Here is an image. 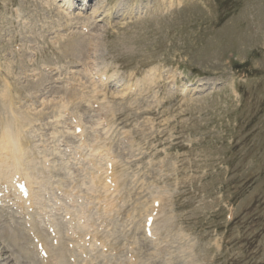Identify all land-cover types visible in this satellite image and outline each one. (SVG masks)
<instances>
[{"label":"rangeland","instance_id":"1","mask_svg":"<svg viewBox=\"0 0 264 264\" xmlns=\"http://www.w3.org/2000/svg\"><path fill=\"white\" fill-rule=\"evenodd\" d=\"M73 3L74 17L70 20L57 12L58 3L54 0H0L2 78L5 79L7 68L12 69L13 73L5 80L20 88L26 85L24 73L27 81H36L31 76L33 70L42 71L44 66L55 69L39 85L42 96L25 93L22 88L25 102H20V106L33 102L37 111L28 108L29 115L35 113L30 115L33 124L26 129L30 140H35L40 148L37 162L41 157V161L45 157L57 160L53 175H46L44 180V175L37 178L38 182L42 179L46 183L47 191L43 193L55 194L58 199L51 198L47 203L69 207L67 199L56 191L74 188L77 195L73 196L74 208L70 209L77 212L71 210L75 213L70 214L74 217L84 211L93 229L104 225L107 233L103 229L104 235L99 232L95 236L104 241L102 248L95 247L89 253L93 264H111L114 248L115 255L116 249L122 251L112 264L117 261L129 264L127 255L124 257L128 253L139 258L140 264H161L162 260L167 264H264V0H74ZM93 12L97 13L95 19ZM83 24L85 27H81ZM77 33L87 42L93 38L98 43L97 49L86 48L90 54L80 62L64 59L60 49L67 38ZM21 64L19 68L17 65ZM88 64L99 70L97 74L110 78L105 81L107 86L98 87L99 92L95 89L96 93H90L93 89L90 82H97V78L88 73ZM64 89L78 90L87 99V102L75 100L68 108L72 112L67 113L69 117L77 116L76 122L83 116L79 121L84 122L82 131L90 139L88 149L79 147L81 141L68 129L69 121H65L68 118L60 108L61 113H56L53 119L36 116L47 110V101L59 98ZM93 101L100 102L99 109L103 104V111L109 112L106 120L109 126L98 129L94 126L96 118L101 123L104 115L94 119L98 108H92ZM57 104L60 107L64 103ZM23 108L26 110V106ZM81 121L79 126L83 125ZM94 127L107 133L102 129L101 133L93 134ZM109 128L112 132L108 133ZM96 136L105 142L98 141L100 147H111V155L116 153L114 157H119L116 164L113 162L112 180L116 182L115 188L119 185L115 194L105 193L102 178L100 182L90 179L93 175H89L92 169L88 173V165L81 160L75 163V150L81 151L79 157H84L85 162L90 157L91 164L100 161L90 151L91 145L96 144ZM63 146L72 149L67 153ZM79 164H84L83 169ZM92 181L100 186L96 183L98 187L94 188L96 184L92 185ZM159 192L162 197L158 222L165 223L164 218H170L169 233L165 236L161 233L164 237L161 255L157 254V248L147 247L130 234L134 233L132 222L143 217L138 213L139 207H152V199L157 200ZM112 198L116 203L111 205L113 210L109 205ZM147 209L144 207L142 211ZM1 210L2 231H15L9 223H18ZM63 215L56 217L57 222H62L59 218ZM142 222L137 237L142 236ZM2 238L0 264H26L20 254L14 255L8 240ZM128 245H132V251H128ZM104 248L108 249L105 258L101 250Z\"/></svg>","mask_w":264,"mask_h":264},{"label":"bare ground","instance_id":"2","mask_svg":"<svg viewBox=\"0 0 264 264\" xmlns=\"http://www.w3.org/2000/svg\"><path fill=\"white\" fill-rule=\"evenodd\" d=\"M55 2H57L58 3V8L56 7V9H57V12L59 13H62L64 16H66V17H69V19L71 20L72 19V16H73V12H74V0H54ZM84 1V0H83ZM96 12H93V16H92V18L93 19H95V17H96ZM74 17V16H73ZM58 22V21H57ZM81 27H85V25L83 24V26H81ZM84 29V28H83ZM92 35V34H91ZM93 36V35H92ZM95 38V37H94ZM62 39V38H61ZM65 40V39H64ZM61 41V40H60ZM89 42H87L86 40H85V37L84 36H82V35H80L79 33H77V34H72V36L71 37H69V38H67L65 41H64V43L62 44V46H61V56L64 58V59H70V60H77L78 62H80V61H82L83 59H85L86 57H88V55L90 54V51L88 50L87 51V47H88V49H94V48H96L97 49V40H95V39H93V38H91L90 40H88ZM90 47V48H89ZM58 57V56H57ZM59 58V57H58ZM57 59V58H56ZM30 61V60H29ZM77 61H75V62H77ZM93 61V60H92ZM51 65V64H50ZM87 65V64H86ZM19 68L22 66V64L21 65H17ZM16 67V66H15ZM87 67V66H86ZM22 69V68H21ZM87 69H88V73L90 74V75H92L94 78H97V82H90L91 83V85H92V87H93V89L90 91V93H96V92H99V90H98V87H104L105 85H106V82L105 81H109L110 80V78H108V77H106L105 79H104V81H102V79L101 78H103V76H105V75H99L100 74V72H99V74H97V72L99 71L98 69H96V68H92L91 69V67H90V65L88 64V67H87ZM93 70L96 72V73H93ZM98 70V71H97ZM55 72V69L54 68H52V67H49V66H46L42 71H38V72H35L34 70L32 71V73H33V75H31V76H33L34 78H36V81L34 80V81H27V79H28V76L27 75H25V73H24V76H25V80L26 81H24V82H26V85H22V86H20V88H18L19 86L18 85H15V84H10L9 82H7V80H5L7 77H8V74L10 75V74H12L13 72H12V69H9V68H7V72H6V74H5V79H3L2 78V73H1V71H0V76H1V78H2V80L0 79V194H1V197H0V202H1V207H3L5 210H1V212H5L6 213V215L8 216L9 215V218L10 219H13L15 222H17L18 224H20V222H18V218H20V216H22V217H26L27 216V221H28V223H29V229L27 230V232H28V236H27V234H25V233H23L21 230H15V231H10V230H5V231H2V226L0 227L1 229H0V240L1 239H3L2 237H4L6 240H8V242L10 243V245L13 247V251H14V255L15 254H20V257L23 259L22 261L24 262V263H26V264H71L70 262H69V258L70 257H74L75 258V263L74 264H93V261H92V259H91V255H89V253H90V251H93L94 250V248H95V245L94 244H96V242L94 243V241L93 242H91V244H89V247L87 248V246H86V248L84 247V249L82 250V248H81V246H82V244H81V239H79V237L81 238V237H83V236H86L87 234V230H88V232H89V230L91 229L90 227H91V221H89V219H88V217H86V225H84V226H81V227H74L73 229H71L72 231H74V234H64V233H62V229H61V226H57V225H55V228L57 229V232H58V235H59V239H58V242L55 244V245H53V243L51 242V240H49V238H48V236H47V234H45V232H44V229H43V226H41L40 225V220H39V218H36V213L39 211V210H41V207H39L38 205V203H37V201H38V191H47V189L45 188V184L46 183H42V181L44 180V178L46 177V175H49V174H52L53 175V170L54 169H52L53 168V164H54V162L55 161H57V160H54V157H51V158H47V157H45V159L43 160V161H41V159H43L41 156V158H40V161H38L37 162V159L39 158V154L37 153V149L39 150L40 148H38V145H37V142L35 143V140H33L32 141V139L30 140V134H29V136L27 135V128L30 126V125H32L33 123V119L30 117V115H32V114H34V113H32V114H30L29 115V113H28V108H30V107H32V109H33V111H36V108H35V106L33 107V105H34V103L33 102H31L33 105H31V104H29V105H25V104H23V105H21L20 106V104L22 103V102H25V101H23V99H24V93L21 91V89L23 88V90L25 91V93L27 92V91H29V92H32V94H39L40 96H42V93H41V90L39 89V85H40V83H42V81L43 80H45L46 81V79H48L49 77H50V75L52 74V72ZM44 72H46V73H44ZM5 73V72H4ZM55 74V73H54ZM104 74V73H103ZM58 75V74H57ZM11 76H13V75H11ZM92 77V78H93ZM27 78V79H26ZM93 78V79H94ZM92 79V80H93ZM21 81V80H20ZM56 81V80H55ZM113 83V82H112ZM90 85V84H89ZM85 86V85H84ZM87 86V85H86ZM107 86V85H106ZM90 87V86H89ZM122 87V86H121ZM133 87V86H132ZM46 88V87H45ZM88 88V87H87ZM129 88H131V86L130 87H127V89H129ZM146 88V87H145ZM73 89V88H72ZM84 89V88H83ZM85 89H86V87H85ZM95 89H97L96 90V92H95ZM75 89H73V91H74ZM73 91H71V90H63V96L64 97H62V95H59V98H58V96H56L57 98H55V97H53V99H51L50 101H47V104L45 105L46 106V108H47V110H45V109H43L42 111H40L36 116L37 117H40V115H44V116H46V117H48V119L49 118H51V119H53L56 115V113H58L59 112V108L61 109V111H62V113L63 114H65V113H67V112H70L69 111V109L68 108H70V106L69 105H71V104H73V103H75L74 101L76 100V101H79V102H83V101H86L87 99L84 97V93L82 94L83 96L81 97L78 93H77V91L76 92H73ZM80 91V90H79ZM83 91V90H82ZM53 92V91H52ZM151 92V91H150ZM59 92H57V91H54L53 92V94H58ZM89 93V92H88ZM113 95V94H112ZM86 96V95H85ZM90 96V95H89ZM124 96V95H123ZM62 97V98H61ZM86 97H88V96H86ZM94 98V97H93ZM93 98H90V99H92L93 100ZM57 99H60V100H58L59 102H62V103H64V104H60L61 106L59 107L58 106V104L57 103H59V102H56L57 101ZM96 100V99H95ZM27 102L29 101V100H26ZM89 101V100H88ZM21 102V103H20ZM87 102V101H86ZM89 103V102H88ZM99 104L97 101H93L91 104ZM81 104V103H80ZM90 104V105H91ZM74 105V104H73ZM83 105V104H82ZM101 105H103V104H101ZM99 106V107H101L100 109L98 108L97 110H96V115H95V113H93L92 112V115H95V117H94V119L96 118V117H99L100 116V114H102V115H104V117L103 118H106L107 119V115H108V111H103V110H105L104 109V107H102V106ZM26 106V110L23 108V107H25ZM73 107V106H72ZM75 107V106H74ZM73 107V108H74ZM40 108V107H39ZM76 108V107H75ZM90 109V108H89ZM126 109V108H125ZM75 110V109H74ZM107 110V109H106ZM147 110V109H146ZM31 111V110H30ZM46 111H48V113H46ZM76 111V110H75ZM37 112V111H36ZM72 112V111H71ZM81 112V111H80ZM86 112V111H85ZM91 112V111H90ZM59 113H61V112H59ZM117 113V112H116ZM68 114V113H67ZM82 114V113H81ZM86 114V113H85ZM91 114V113H90ZM69 115V114H68ZM71 115H72V113H71ZM78 115V114H77ZM102 115H101V117L100 118H102ZM34 117H35V115H33ZM57 116H58V114H57ZM60 116V115H59ZM75 116H76V114H75ZM80 116V115H79ZM114 116V115H113ZM74 117V116H73ZM80 117H83L82 115L80 116ZM80 117H79V119H80ZM58 118V117H57ZM60 118V117H59ZM61 118H62V115H61ZM60 118V119H61ZM71 118H72V116L71 117H69L68 118V120H65L66 122L67 121H69L66 125H67V127H68V129H72V131H73V134L75 135V133H74V131L76 130V128H82L83 126H84V122L83 121H81V123L83 124L82 126H81V124H80V126H79V123H80V121H79V119H77L78 120V124L76 123V125H74L73 127H72V124H71ZM75 118H78L77 116L75 117ZM102 118V119H103ZM62 119H64V118H62ZM67 119V118H66ZM93 119V120H94ZM35 120V119H34ZM101 120V119H100ZM108 120V119H107ZM51 121V120H50ZM64 121V122H65ZM102 121V120H101ZM58 123H59V121H57ZM65 122V123H66ZM88 122V121H87ZM103 122V121H102ZM99 123V121H98V118H96V120H95V122H94V126L98 129V128H101V126L102 125H104L103 123ZM109 122V121H108ZM108 122H106V125H108ZM32 123V124H31ZM112 123V122H111ZM50 124V123H49ZM112 125V124H111ZM109 126V125H108ZM90 127V126H89ZM95 127H94V130H95ZM103 128H104V126H102ZM111 127V126H110ZM52 128V127H51ZM56 128V127H55ZM83 128H85V127H83ZM91 128V127H90ZM93 128V127H92ZM102 128V129H103ZM113 128V127H112ZM47 129V128H46ZM102 129H100V130H102ZM30 130V129H29ZM65 130H67V129H65ZM82 130H84V129H82ZM100 130H97V131H99V133H101L100 132ZM103 130H105V129H103ZM110 130H111V128H109V131H108V133L110 132ZM68 131V130H67ZM85 131V130H84ZM84 131H81V134L80 135H77L78 137H79V139H80V146H79V144H78V146L79 147H81V148H83V147H86L87 148V146L89 147V145L90 144H87V142L90 140V139H88L87 138V136L85 135V133H84ZM93 131V130H92ZM96 131V130H95ZM94 132L93 134H95V133H98V132ZM62 132V131H61ZM60 132V133H61ZM64 132V131H63ZM105 132H106V130H105ZM104 131H103V133H105ZM111 132H112V130H111ZM52 133V132H51ZM66 133V135H68L69 133H71V132H69V133H67V132H65ZM65 133L63 134V135H65ZM87 133V132H86ZM107 133V132H106ZM114 133V132H113ZM34 134V133H33ZM46 134V133H45ZM54 134V133H53ZM72 134V137H74V135ZM93 134H92V136H93ZM88 135H89V133H88ZM98 135V134H97ZM104 135V134H103ZM105 135H108V134H105ZM105 135H104V137H105ZM71 136V135H70ZM70 136H68V137H70ZM76 136V137H77ZM85 136V138H83ZM118 136V135H117ZM151 136V135H150ZM37 137V136H36ZM63 137V136H62ZM61 137V135H60V139L62 138ZM67 137V138H68ZM75 137V139H77ZM95 137V135L93 136V138ZM103 137V138H104ZM120 137V136H119ZM32 138V137H31ZM98 136H96V138H95V141H94V143H96V144H92L91 145V149H90V151H92L93 153H95L96 154V156H97V154H99V158H100V161H103L104 159H105V161L107 160V158H110V156L109 155H111V149L110 148H106V147H103V145H102V147H100L101 145L99 144V143H97L98 141H100V143L102 142V139H99L98 140ZM100 138H102V136L100 137ZM121 138V137H120ZM130 138V137H129ZM51 139H53L54 140V138L52 137ZM72 139V138H71ZM74 139V140H75ZM55 140H58V139H56L55 138ZM64 140V139H63ZM66 140H68V139H66ZM73 140V141H74ZM94 140V139H93ZM106 139L104 138V141H105ZM47 141V140H46ZM62 141V140H61ZM70 140H68V142H69ZM72 141V140H71ZM76 141V140H75ZM112 141V140H111ZM120 141V140H119ZM119 141H117V143L119 142ZM123 141V140H122ZM130 141H131V139H130ZM59 142V141H58ZM91 142V141H90ZM28 143L30 144L31 143V145H29L31 148H29L28 147ZM59 143H61V142H59ZM69 143H71V142H69ZM69 143H65V144H69ZM102 143H105V142H102ZM122 143V142H121ZM124 143V142H123ZM39 144V143H38ZM72 144V143H71ZM70 144V145H71ZM41 145V144H40ZM44 145V144H43ZM54 145V144H53ZM73 145H74V143H73ZM72 145V146H73ZM123 145V144H122ZM107 146H109V145H107ZM120 146V145H119ZM50 147H53V146H50ZM49 147V148H50ZM56 147V146H55ZM75 147V146H74ZM129 147H131V146H129ZM42 148V147H41ZM67 148H69V147H67ZM81 148H79L80 150H81ZM90 148V147H89ZM132 148V147H131ZM134 148V147H133ZM72 149V148H71ZM70 149V150H71ZM75 149H78V147H76ZM78 149V150H79ZM88 149V148H87ZM123 149V148H122ZM121 149V150H122ZM43 150V149H42ZM84 150H85V148H84ZM117 150V149H116ZM45 151V150H44ZM52 151V150H51ZM55 151V150H54ZM64 151V150H63ZM75 151H77V150H75ZM89 151V150H88ZM87 151V152H88ZM58 152V151H57ZM91 152V153H92ZM114 152V151H113ZM118 152V151H117ZM90 153V152H89ZM129 153V152H128ZM136 153V152H135ZM43 154V153H42ZM52 154V153H51ZM94 154V155H95ZM113 154V153H112ZM115 154L116 153H114V156H115ZM66 155V154H65ZM76 155V154H75ZM50 156V155H49ZM67 156V155H66ZM83 156H84V154H83ZM87 154H86V158H87ZM96 156H95V158H96ZM126 156H128V155H126ZM138 156V155H137ZM74 157V156H73ZM76 157V156H75ZM90 157V156H89ZM102 157H104V159L102 158ZM116 157V156H115ZM114 157V158H115ZM129 157H130V155H129ZM62 157H61V155H60V157H59V159H61ZM71 158V157H70ZM84 158V157H83ZM94 158V159H95ZM117 158H119L118 157V155H117ZM117 158H115V160H114V164H116L115 163V161H116V159ZM133 158V157H132ZM91 159V157L90 158H88V160H90ZM93 159V160H94ZM130 159V158H129ZM67 160H69V159H67ZM66 160V161H67ZM73 160V159H72ZM118 160V159H117ZM126 160V159H125ZM124 160V161H125ZM91 162H92V159L90 160ZM90 161H89V163H90ZM99 161V162H100ZM127 161V160H126ZM49 163V167H46L45 166V163ZM60 162V161H59ZM63 162V161H62ZM68 162H70V161H68ZM82 162V161H81ZM83 162H85V161H83ZM96 162V161H95ZM116 162H118V161H116ZM66 163V162H65ZM76 163V162H75ZM79 163V162H78ZM86 163V162H85ZM57 165H58V162L56 163ZM73 164H74V162H73ZM60 165V164H59ZM65 165H67V164H65ZM84 165V164H83ZM82 164H81V166H83ZM112 165H113V163H112ZM61 166H63V165H61ZM92 166L94 167L95 166V163L93 162L92 163ZM118 166V165H117ZM86 168V167H85ZM89 168V167H88ZM115 168V167H114ZM113 168V169H114ZM80 169V168H79ZM119 169V168H118ZM57 170H59V169H57ZM56 170V171H57ZM91 170V168H89V170H88V173H89V171ZM98 170H100V169H97L96 171H98ZM55 171V172H56ZM60 171V170H59ZM71 171V170H70ZM92 171V170H91ZM115 171V170H114ZM119 171V170H118ZM85 172H86V169H85ZM93 173V172H92ZM91 173V174H92ZM55 174V173H54ZM63 174H64V172H63ZM67 174V173H66ZM65 174V175H66ZM74 174V173H73ZM86 174H87V172H86ZM40 175L42 176V175H44L43 176V180L41 179L39 182L37 181L38 179V177H40ZM56 175V174H55ZM58 175H60V174H58ZM62 175V174H61ZM68 175V174H67ZM66 175V176H67ZM90 175V174H89ZM77 176V175H76ZM84 176V175H83ZM56 177V176H55ZM78 177V176H77ZM85 177V176H84ZM123 177V176H122ZM62 178V177H61ZM65 178V177H64ZM46 179V178H45ZM53 179V178H52ZM51 179V180H52ZM115 179H116V181H117V183L119 182V180H118V178L117 177H115ZM50 180V179H49ZM99 180H101L102 181V179H100V178H96L95 179V181H99ZM61 181V180H60ZM127 181V180H126ZM13 182H16V183H20V182H24L25 183V185H26V187H27V189H28V196H27V198H28V200L31 202L32 201V203H33V205H32V207H33V209H34V212L31 214V215H29L28 214V209L25 207V205H24V202H23V200H22V198L19 196V195H16L15 193H14V185H13ZM43 182H45V181H43ZM84 182V181H83ZM83 182H81V183H83ZM93 182V181H92ZM97 182H93V183H91L92 185H94V184H96ZM100 182V181H99ZM103 182V181H102ZM101 182V183H102ZM71 183V182H70ZM69 183V184H70ZM114 183H116V182H114ZM44 184V185H43ZM68 184V183H67ZM72 184V183H71ZM70 184V185H71ZM83 184H86V183H83ZM97 184H99V183H97ZM97 184L96 185H94V188H95V186H97ZM102 184H104V183H102ZM120 184L122 185L123 183L122 182H120ZM88 185V184H87ZM91 185V186H92ZM116 185H118V184H116ZM47 186V185H46ZM60 186V185H59ZM89 186V185H88ZM99 186H100V184H99ZM115 186V185H114ZM119 186V185H118ZM118 186L115 188V190L114 191H117L118 190ZM49 187H51V186H49ZM75 187V186H74ZM98 187V186H97ZM101 187H104L105 188V193H108V190H107V187L106 186H101ZM100 187V188H101ZM63 188V187H62ZM71 188V187H70ZM69 188V189H70ZM76 188V187H75ZM79 188V187H78ZM94 188H92L93 190H94ZM99 189V188H98ZM57 190H62V189H57ZM74 190V188L72 189V191ZM76 190V189H75ZM100 190V189H99ZM131 190V189H130ZM164 190V189H163ZM92 192H94V191H92ZM126 191H124V193H125ZM69 193H71L70 191H68V190H63V194L64 195H66V194H68L69 195ZM101 193V192H100ZM115 193H117V192H115ZM114 192H113V194H115ZM160 193V192H159ZM72 194V193H71ZM70 194V195H71ZM85 194V193H84ZM83 194V195H84ZM102 194V193H101ZM127 194V193H126ZM158 194V193H157ZM82 195V196H83ZM88 195V194H87ZM109 195V194H108ZM79 196H80V198H81V195L79 194ZM90 196H93V195H90ZM106 196V195H105ZM111 196H112V194H111ZM114 196V195H113ZM55 197V196H54ZM100 196L98 195V197L97 198H99ZM117 197L118 196H116V199H117ZM152 197V196H151ZM158 198L159 197H162V194L160 193L158 196H157ZM79 198V197H78ZM85 198V197H84ZM88 198V197H87ZM91 198V197H90ZM104 198V197H103ZM118 198H120V197H118ZM154 198V197H153ZM156 198V197H155ZM157 198V199H158ZM105 199V198H104ZM123 199V198H122ZM160 199V198H159ZM83 200V199H82ZM85 200H87V199H85ZM95 200V199H94ZM156 199H152V204H153V202L155 201ZM163 200V199H162ZM168 200V199H167ZM99 201V200H98ZM104 201V200H103ZM112 201V202H111ZM110 202V206L112 205H115L116 203L114 202V200H113V198H112V200H111ZM118 201V200H117ZM120 201V200H119ZM145 201V200H144ZM88 203H90L91 201L89 200V201H87ZM87 202H86V204H87ZM95 202V201H94ZM143 202V201H142ZM165 202V201H164ZM49 203V202H48ZM59 203V202H58ZM85 203V202H84ZM96 203V202H95ZM108 203H109V201H108ZM108 203L106 204V206L108 205ZM115 203V204H114ZM82 204V203H81ZM91 204V203H90ZM103 204V203H102ZM146 204V203H145ZM144 204V205H145ZM152 204H150V205H152ZM57 205V204H56ZM61 205H63V204H61ZM87 205H89V204H87ZM165 205V204H164ZM112 206H111V208H112ZM118 206V205H117ZM138 206V205H137ZM153 206V205H152ZM184 206V205H183ZM78 207H80L79 205H78ZM82 207H84V206H82ZM85 207H87V206H85ZM109 207V206H108ZM145 207V210L147 209V208H150L149 206L147 207V206H141V207H139V208H141V210H139V212L138 213H140V214H142V219L141 220H143V222H142V236H139V237H137L136 236V233H138L139 232V228H140V226H141V220H137L136 222H132L133 223V226H134V233L133 232H130V234L132 233V236H133V238L134 239H138V240H140L141 242H144L145 244H146V246L148 247V245H152L154 248L153 249H156L157 250V254L158 255H161L163 252H164V249L160 246L162 243L164 244V242H163V239H164V237H163V235H161V233H165L164 234V236L166 235V233L168 232L169 233V229H168V226L170 225L169 224V222H170V218H169V216L167 217V218H164V221H165V223H162V221L159 223L158 222V217L156 218L155 217V219L152 221V225H151V228H150V230H151V234H153L154 235V240H150V239H148V237H146V235H145V231H144V227H145V222H146V219H147V217H149L150 216V214H151V212H152V210H153V207H152V209H147L148 211H142V209ZM147 207V208H146ZM74 208V207H73ZM81 208V207H80ZM88 208V207H87ZM95 208H96V206H95ZM98 208V207H97ZM137 208V207H136ZM164 208V207H163ZM82 209H85V208H82ZM99 209V208H98ZM101 209V208H100ZM114 208H112V210H113ZM159 209H160V207H159ZM77 210H78V208H77ZM104 210V209H103ZM109 210H111V209H109ZM111 210V211H112ZM115 210H117V208L115 209ZM59 211H63L62 210V208L61 209H59ZM72 211H76L75 209L73 210L72 209ZM97 211V210H96ZM107 211H108V208H107ZM142 211V212H141ZM64 212V211H63ZM71 212V211H70ZM77 212V211H76ZM88 212H90V211H88ZM103 213L105 212V211H102ZM160 212V211H159ZM158 212V213H159ZM65 213V212H64ZM71 213H73V212H71ZM75 213V212H74ZM73 213V214H74ZM98 213V211L96 212V214ZM105 213H107V212H105ZM145 213V214H144ZM70 214V213H69ZM107 214H109V211H108V213ZM64 215H68L67 213H65ZM98 215V214H97ZM99 215H100V213H99ZM87 216V215H86ZM89 216V215H88ZM138 216H139V214H138ZM167 216V215H166ZM90 217V216H89ZM128 217V216H127ZM80 218H83V216H80ZM104 218V217H103ZM107 218L108 217H105L104 218V220H106V221H108V220H110V219H108L107 220ZM110 218V217H109ZM17 219V220H16ZM60 219V218H59ZM3 220V219H2ZM7 220V219H6ZM58 220V219H57ZM103 220V219H102ZM103 220V223L105 222ZM14 221H11V222H14ZM163 221V222H164ZM5 222V221H4ZM129 222V221H128ZM127 222V224H129ZM8 223V222H7ZM75 223V222H74ZM96 224H97V222H95ZM102 223V224H103ZM9 224H11V223H9ZM95 224V225H96ZM159 224H161V226L159 225ZM1 225V224H0ZM11 225H13V224H11ZM101 225V224H100ZM105 225H106V223H105ZM108 225V224H107ZM110 225V224H109ZM114 226V225H113ZM112 226V227H113ZM128 227H129V225H127ZM107 227V226H106ZM3 228H7L6 226H3ZM169 228H170V226H169ZM95 229V233H94V240L96 241L97 239H95V236L97 237V234H99V231H98V228L96 229V228H94ZM106 229V228H105ZM104 229V231L103 232H105L106 230ZM110 228H108V231H110L109 230ZM127 229V228H126ZM168 229V230H167ZM113 229H111V231H112ZM102 233V232H101ZM105 233H107V232H105ZM110 233V232H109ZM167 233V234H168ZM103 234V233H102ZM113 234V233H112ZM140 234V233H139ZM66 235V236H65ZM104 235V234H103ZM106 235H109V234H106ZM115 235V234H114ZM170 235V234H169ZM31 236H33V237H37V238H39L40 240V242L43 244V247H44V249H45V251H46V254H47V259L46 260H43V259H40L39 257H37L38 256V254H37V256L35 255V246L33 247V246H31V244H30V237ZM117 236V235H116ZM130 236V235H129ZM29 237V238H28ZM131 237V236H130ZM137 237V238H136ZM65 238H68V241L70 242V243H74L76 246H78L77 247V249H79L80 250V252L82 253V254H84V258H85V260H82L81 259V257L80 256H78V255H75V253H73V252H71L70 250H68L67 248H66V241H65ZM102 238V237H101ZM104 238V237H103ZM108 238H109V236H108ZM108 238H106V241L108 240V242H109V240L110 239H108ZM110 238H111V235H110ZM114 238V237H113ZM116 238V237H115ZM114 238V239H115ZM120 238V237H119ZM132 238V239H133ZM112 239V238H111ZM101 240V239H100ZM115 240H117V239H115ZM131 240V239H130ZM127 241V240H126ZM125 241V242H126ZM33 242V241H32ZM104 241H102V243H103ZM112 242V241H111ZM115 242V241H114ZM120 245H121V242H119V240L117 241ZM136 241H134L133 243H135ZM166 242V241H165ZM101 243V244H102ZM129 243H130V241H129ZM144 243H143V245H144ZM2 244V243H1ZM16 244H18L17 246H15ZM81 244V245H80ZM115 244V243H114ZM118 244V246H117V248L120 246ZM127 244H128V242H127ZM7 245V244H6ZM80 245V246H79ZM111 245V244H110ZM108 246V247H110L111 248V246H113V245H111V246ZM130 245V244H129ZM129 245H128V248H129ZM9 246V245H8ZM8 246H6V247H8ZM124 246H126V244L124 245ZM136 246V245H135ZM137 246H138V244H137ZM140 246V245H139ZM145 246V245H144ZM145 246V247H146ZM170 246V245H169ZM1 247V246H0ZM5 247V248H6ZM10 247V246H9ZM114 247V246H113ZM131 247H132V245H131ZM134 247V246H133ZM146 247V248H147ZM34 248V249H33ZM109 248V249H110ZM126 248V247H125ZM141 248V247H140ZM145 248V249H146ZM149 248H150V246H149ZM173 248V247H172ZM112 249V248H111ZM133 249H135V248H133ZM108 250V249H107ZM114 250H115V248H114ZM114 250H112V252H114L115 253V251ZM117 250H119V249H116V252L119 254V252L120 251H122V250H120V251H117ZM147 250V249H146ZM110 251V250H109ZM137 251V250H136ZM136 251H135V253H136ZM140 251V250H139ZM138 251V252H139ZM1 252H3V249L2 250H0V254H1ZM103 252V251H102ZM111 252V253H112ZM149 252V251H148ZM8 253V252H7ZM6 253V254H7ZM92 253V252H91ZM111 253H110V255H111ZM116 253V254H117ZM123 253H124V251H123ZM125 253H127L126 251H125ZM168 253H169V251H168ZM177 253V252H176ZM182 253V252H181ZM6 254H4V255H6ZM117 254V255H118ZM141 254V253H140ZM174 253H172V255H173ZM101 255V254H100ZM103 255H105V254H102V257H103ZM109 255V256H110ZM121 255H123V254H121ZM121 255H119V256H121ZM125 255H128V254H125ZM125 255H124V257H125ZM147 255V254H146ZM165 255V254H164ZM163 255V256H164ZM10 256V255H9ZM114 256V255H113ZM111 257V256H110ZM110 257H109V260H110ZM122 257V256H121ZM135 257V256H134ZM166 257H168V256H166ZM11 258H12V256H11ZM18 258H19V256H18ZM103 258H105V257H103ZM102 258V259H103ZM115 256H114V261H115ZM123 258V257H122ZM122 258H120L121 259V261H122ZM133 258V256L132 257H129V259L127 260V261H129V260H131ZM136 258V257H135ZM133 258V260H134V263H130V261H129V264H140V259L139 258ZM144 258V257H143ZM7 259V258H6ZM13 259V258H12ZM11 259V260H12ZM20 259V258H19ZM94 259V258H93ZM185 259V258H184ZM112 258H111V264H112ZM123 260H125L124 258H123ZM169 260H170V258H169ZM8 261V260H7ZM6 261V262H7ZM95 261V260H94ZM126 261V260H125ZM150 261V260H149ZM81 262V263H80ZM101 262V261H100ZM161 262V261H160ZM169 262V261H168ZM1 263V262H0ZM10 263V262H9ZM12 263V262H11ZM96 263V262H95ZM99 263V262H98ZM107 263V262H106ZM118 263H120V261L118 262L117 261V263L116 264H118ZM125 263V262H124ZM123 262H121V264H124ZM150 263V262H149ZM7 264V263H6ZM97 264V263H96ZM102 264H104V263H102ZM108 264V263H107ZM143 264V263H142ZM161 264H167V261H166V263H165V260H162V262H161Z\"/></svg>","mask_w":264,"mask_h":264}]
</instances>
